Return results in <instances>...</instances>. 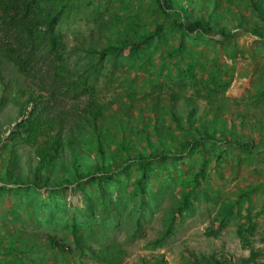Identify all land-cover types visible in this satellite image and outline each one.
Wrapping results in <instances>:
<instances>
[{
    "label": "rangeland",
    "instance_id": "1",
    "mask_svg": "<svg viewBox=\"0 0 264 264\" xmlns=\"http://www.w3.org/2000/svg\"><path fill=\"white\" fill-rule=\"evenodd\" d=\"M64 2L63 5L60 1L50 4L51 8L63 10L57 30L65 45L64 64L75 70L73 78L78 83L94 87L99 102L107 107L100 122L104 131L116 119L130 126L150 119L152 106H174L181 110L182 100L178 96L185 94L198 106V115L205 109L211 114L216 112L220 119L227 121V130L233 132L232 139L253 140L261 150L256 153L255 149L252 154L236 146L219 144L207 154L201 147L185 153L180 163L169 161L165 167L154 171L146 184L147 194L141 206L133 194L136 172L131 175L117 172L115 180L103 182L102 188L89 181L102 175L100 173L81 180L86 183L83 186L75 182L70 186L44 189L21 187L3 177L11 151L7 149L0 157L3 179L0 185L8 183L15 191L0 194V240L10 231L11 234L26 233L22 235L26 243L19 246L23 249L29 245L31 249L14 253L22 258L23 264H43L54 259L65 264H108L93 259L88 254L90 250L75 247L70 234L73 226H77L81 242L91 250L104 251L116 246L123 256L118 264H165L163 260L167 264H188L193 256L205 259L212 255L239 264L250 258L252 252H257V261L264 264V35L255 29L264 28V20L253 15L246 0H219L221 15L218 19L231 33L225 42H217L219 36L184 35L167 21L161 37L145 46L133 61L129 50L118 57L109 51L102 58L99 50L113 45L114 41H134L154 32L158 24L166 20L155 0ZM196 4L189 9L200 16L202 12ZM226 9L238 14L234 19H244L241 28L226 19ZM181 43V51L174 53V48ZM40 66L46 67L44 62ZM0 67L5 79L3 81L0 76L1 148L9 142L7 138L22 120L20 104L24 97H17L30 81L2 61ZM183 72L187 74L182 75ZM228 82L229 87L219 95L206 89L209 85L221 91L223 84ZM130 87L141 96L127 97L125 91ZM43 94L46 96L47 92ZM71 98L72 95L67 96L65 102L72 103L74 99ZM80 101H86V96H81ZM159 118L162 120L161 114ZM164 118L165 123L170 124V116ZM175 133L182 131L175 129ZM105 139L110 143L106 150L111 152L120 136L114 139L105 133L103 141ZM170 149L176 152L174 147ZM30 150V146L21 145L18 155H14L15 158L19 156V160L15 166L10 165L9 172H15L17 179L35 165ZM88 157L92 165L88 164ZM78 158V167L85 172L96 171V165L103 162L99 154L93 152ZM203 163H207L206 179L197 189L194 209L178 217L174 232L163 245L153 247L152 242L160 238L164 221L169 216L168 210L186 188L183 181L190 182ZM69 164L70 160L61 166L63 176L74 181ZM207 189L211 201L205 198ZM238 199L243 202L245 217L228 220L219 228L216 217L221 202ZM239 224L255 227L248 234L250 245L240 237ZM214 231L217 232L212 233ZM48 233L64 238L75 252L62 255L48 248L44 236ZM32 256H36L34 263Z\"/></svg>",
    "mask_w": 264,
    "mask_h": 264
},
{
    "label": "trees",
    "instance_id": "2",
    "mask_svg": "<svg viewBox=\"0 0 264 264\" xmlns=\"http://www.w3.org/2000/svg\"><path fill=\"white\" fill-rule=\"evenodd\" d=\"M53 1H60L61 5L65 4L64 0H0V61L13 67L30 81L29 86L23 88L17 97V99L24 97L20 104L22 120L17 123V129L12 131L7 138L9 142L0 148V157L2 151L6 152L7 149H11L3 176L8 181L12 180L21 187L30 186L35 189L70 186L75 182L83 186L86 183L81 180L100 173L102 175L92 177L89 181L102 188L103 182L115 180L117 172L127 175L136 172L133 194H135L136 201L143 206L147 194L146 184L152 178L154 171L165 167L166 162L169 161L180 163L185 153L201 147L207 154L219 144L236 146L252 154L256 152L255 149H257L256 153L260 152L261 149L254 144L253 140H245L242 137L232 139L230 134L233 132L227 130V121L220 119L216 112L211 114L205 109L201 115H198V106L195 105L191 96L185 94L178 96L179 100H182L181 110L174 106L168 108L152 106L153 117L151 116L150 119H143L133 126L124 123L122 119H116L114 124L104 131L100 122L103 120L107 107L99 102L95 88L78 83L73 78L76 76L74 75L75 70H70L64 64L65 45L57 30L63 10L62 8H51L50 4ZM155 1L165 16V22L158 24L154 32L144 34L134 41H114L113 45L102 47L99 50L101 58L109 51L118 57L125 50H129V57L136 61V56L143 52L145 46L161 37L167 21H170L184 35L197 34L206 38L219 36L220 39L217 42H225L231 36L229 30L218 19L221 15L218 11L219 0L212 2L209 0ZM246 1L253 15L263 21L264 2L262 0ZM193 3H197L195 6H198L197 9L202 12L200 16L194 13V9H189ZM224 13L227 14L226 19H229L230 23L236 22L234 26L241 28L243 18L234 19L233 17H237L238 14L232 13L230 9L224 10ZM261 27L255 29L263 36L264 28ZM182 47L181 43L179 47L174 48V53H179ZM92 51L95 53V50ZM42 62L46 67L40 66ZM2 73L3 70L0 67L1 79L5 81ZM186 74L182 73V75ZM214 82L220 86L217 81ZM229 85L230 82L224 83L221 91L210 88L209 85L206 89L219 95ZM45 92H47L46 96L43 94ZM125 94L129 98H139L138 95H140L132 87L128 88ZM69 95L73 96L72 103L71 101L65 102V98L67 99ZM81 96H86V101H80ZM167 115L171 118L170 124L164 121ZM175 129L181 130L182 133L176 134ZM105 133L114 139L117 135L120 136V139L115 140V150L111 152L106 150L110 148V143L106 142L107 139L103 141ZM178 141L181 143L178 144ZM2 142L0 138V145ZM21 145L31 147L30 151L35 159V165L27 168L25 176L21 175L17 179L15 172H9V170H11L10 165L18 163L19 156L15 158L14 155H18L17 149ZM169 147H174L176 152ZM91 152L98 153L99 159L103 162L101 165H96V171L85 172L78 167V157L84 154L89 155ZM87 159L88 164L92 165L89 163V157ZM68 160H70L68 167L73 170L74 181H71L72 178L63 176L61 166L65 165ZM206 170L207 163H203L200 171L193 176L190 182L183 181L186 188L181 198L168 210L169 216L164 221L160 238L152 242L153 247L163 245L174 232L178 217H183L194 209V202L198 195L197 189L206 179ZM0 183H3L1 177ZM190 183H192L191 188ZM14 191L15 189L8 183L0 185L1 195ZM209 191L207 189L204 194L206 200L211 201ZM103 199L106 200V196ZM243 210L245 211L240 199L223 200L216 217L219 228H223L228 220L243 219L245 217ZM254 229L253 225L245 227L244 224H239L238 233L244 241H248L246 245H250L248 234ZM11 232L5 233L0 240V264H9V262L23 264L22 258L14 253L22 252L23 249H31L29 245L23 249L19 246L26 243L22 238V235L26 233L18 234L15 231V234H11ZM215 232L217 231L212 233ZM70 234L74 238L75 247L90 250L88 254L96 261H104L108 264H118L122 261V252L116 246L104 251L91 250L81 242L77 226L70 228ZM44 236L49 244L47 247L56 253L64 255L75 252L64 238L50 233ZM33 252L37 253V250L34 249ZM257 257L258 253L252 252L250 258L243 259L239 264H262L257 261ZM35 259L36 256H32L31 262L34 263ZM163 263L167 264L164 260ZM43 264H65V262L54 259ZM188 264L237 263L229 258L222 260L217 255H212L205 259L193 256Z\"/></svg>",
    "mask_w": 264,
    "mask_h": 264
}]
</instances>
